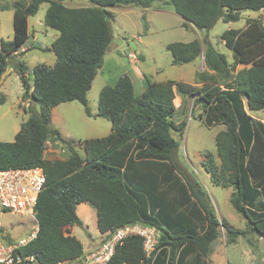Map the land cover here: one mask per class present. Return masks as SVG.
Returning a JSON list of instances; mask_svg holds the SVG:
<instances>
[{"label":"trees","instance_id":"obj_1","mask_svg":"<svg viewBox=\"0 0 264 264\" xmlns=\"http://www.w3.org/2000/svg\"><path fill=\"white\" fill-rule=\"evenodd\" d=\"M66 1L74 0L15 1L13 38L2 42L0 51V86L11 67L22 81V100L32 104L15 140L0 141V170L39 166L46 174L35 208L39 231L20 249L21 254L33 256L32 264H57L86 253L82 242L67 231L83 227L77 214L80 204L95 209L101 235L137 223L158 232L150 256L144 238L131 236L108 264H212L209 257L221 227L227 244L243 237L253 245L254 236L264 238V122L249 113L264 110V14L221 35L233 64L208 38L167 45L173 65L203 57L209 71L231 80L225 88L147 80L145 91L137 95L132 79L124 75L101 90L96 115L88 101L112 42L110 8L148 9L163 2L185 25L209 31L219 20L239 22L243 11L261 12L264 0H87V7H68ZM43 3H48L45 26L59 32L45 50L55 54L56 63L36 66L31 86L25 64L17 59L29 39V18ZM240 65L249 67L237 70ZM177 97L183 102L194 98L195 106L204 108L207 127L224 126L215 136L219 163L208 152L202 165L214 185L233 190L230 202L247 220L246 229H233L226 220L220 221L201 183L181 170L179 144L172 135L185 128V123L175 122ZM70 102H80L89 117L112 125L108 136L82 141L83 153L51 127L53 109ZM49 142L67 143L68 158L47 159Z\"/></svg>","mask_w":264,"mask_h":264},{"label":"rangeland","instance_id":"obj_2","mask_svg":"<svg viewBox=\"0 0 264 264\" xmlns=\"http://www.w3.org/2000/svg\"><path fill=\"white\" fill-rule=\"evenodd\" d=\"M15 1L30 2V0H0V51L2 42L13 38L14 10L12 4ZM64 3L68 7L90 5L87 0ZM47 9L48 3H43L38 13L29 18V39L22 48L24 51L18 53L20 57L17 60L25 64L31 86L33 84L32 73L36 66L41 64L53 66L56 63L55 54L45 51L51 48L59 36V32L48 29L44 24ZM110 12L112 42L103 64L105 72L103 74L98 72L88 94L89 108L93 115L98 113L100 92L106 84H114L117 79L129 73L124 72V67L118 63L109 62L117 45H122V47L118 48L119 52L114 56L116 60L124 66L133 65L136 71L146 74L153 82L167 80L191 82L194 80L199 83L198 87L208 83L225 88L231 80H224L209 71L202 58L185 65H173L172 54L166 48L167 45L175 42H190L194 39L203 41L208 38L211 44L227 57L229 63L233 64L232 52L226 48L221 35L229 29H241L245 27L248 19L264 14V10L259 13L243 11L239 22L225 23L219 20L209 31H201L185 25L184 20L174 12L173 7L163 2L153 3L147 11L140 7L121 5L110 8ZM131 41L139 46L141 56L134 52L130 46ZM130 53L136 54V61L130 60L128 57ZM244 67L249 66L240 65L237 70ZM24 92L18 72L9 67L0 86V96H2L0 100V141L2 142H13L21 125L29 117L28 111L32 104L30 101L22 100ZM60 105L57 118L51 123V127L58 130L63 139L72 142L74 148L80 153H83L82 141L106 137L111 133V122L100 117H89L80 102ZM175 105L179 108L175 122L185 123L183 133L172 132L179 144L177 158L181 170L191 181L196 180L201 183L210 196L220 221L226 220L233 229H246L247 220L231 205L230 197L233 190L214 185L202 165L204 156L208 152H211L219 163L215 136L224 129V126L220 124L207 127L203 122L204 108L201 105L195 106L194 98H186L183 102L177 97ZM249 113L264 122V110ZM66 146L67 143L63 142L47 143L46 158L50 160L67 159L69 151ZM86 206L85 209L80 206L77 209L83 221V227L74 226L67 230L83 243L85 250L90 248L93 240L96 241L101 236L97 227V213L91 206ZM1 223L3 233H6L12 240L23 238L34 229V222L30 218L10 212L2 214ZM209 259L212 264H264V238L254 236L253 245H250L243 237H239L235 243L227 244L226 230L221 227L220 235L214 243Z\"/></svg>","mask_w":264,"mask_h":264},{"label":"built area","instance_id":"obj_3","mask_svg":"<svg viewBox=\"0 0 264 264\" xmlns=\"http://www.w3.org/2000/svg\"><path fill=\"white\" fill-rule=\"evenodd\" d=\"M136 61L135 53L129 55ZM46 182V174L42 167L28 169L0 170V264H32L33 256L24 257L20 249L31 243L38 234L39 223L36 217V204ZM10 212L21 217L30 218L34 229L25 237L12 240L3 233L2 214ZM131 236L144 238L147 256H150L158 242L156 229L137 223L116 229L104 234L102 244L71 261L57 264H108L117 248Z\"/></svg>","mask_w":264,"mask_h":264},{"label":"crops","instance_id":"obj_4","mask_svg":"<svg viewBox=\"0 0 264 264\" xmlns=\"http://www.w3.org/2000/svg\"><path fill=\"white\" fill-rule=\"evenodd\" d=\"M149 9V8H148ZM148 9H143V10H148ZM135 43V42H134ZM135 45H136V47H137V51H134L136 54H138V55H142L141 54V51L139 50V46L135 43ZM111 46V45H110ZM119 47H122V45H117L116 46V50L114 51V52H112V56L110 57V60H109V62L110 63H118L119 65H121V66H123L124 68V72L126 71L128 74H129V77L132 79V82L134 83V87H135V92H136V94L137 95H141L144 91H145V89H146V86H147V83H146V81L147 80H150V78L146 75V74H144V73H142V72H140V71H136V69H135V67L133 66V65H130L129 67L126 65V66H124V65H122V64H120L117 60H116V58L114 57V56H116V54L119 52V50H118V48ZM21 51H24L23 49H20L19 50V52H21ZM130 54H132V53H130ZM129 54V55H130ZM129 57V56H128ZM202 59H203V57H201ZM204 60V59H203ZM105 63V62H104ZM8 70V69H7ZM11 70H12V68H11ZM99 72H102V74L105 72L104 70H103V66H102V68L99 70ZM127 74V75H128ZM5 75H6V73H5ZM5 75H4V77H5ZM98 75V74H97ZM3 77V78H4ZM97 77V76H96ZM96 79V78H95ZM118 80V79H117ZM3 81V80H2ZM151 81V80H150ZM176 81V80H175ZM117 82V81H116ZM115 82V83H116ZM153 82V81H152ZM182 82H184V81H182ZM114 83V84H115ZM184 83H188V84H191V85H198V83L197 82H195L194 80L193 81H191V82H184ZM2 84V83H1ZM114 84H111V85H114ZM107 85V84H106ZM180 98V97H179ZM61 105H59V106H57V107H55L54 109H53V111H52V121H51V123L57 118V115H58V113H59V107H60ZM256 118V117H255ZM258 119V118H257ZM86 205H88V204H80V205H78V207L80 206V208H83V209H85L87 206ZM78 207H77V209H78ZM78 214V213H77ZM79 216V215H78ZM101 235V234H100ZM103 240H104V235H101L100 237H99V239L98 240H93L92 241V244H91V246H90V248L89 249H86L85 251H91V250H94V249H96V248H98L101 244H102V242H103ZM83 244V243H82ZM85 249V248H84Z\"/></svg>","mask_w":264,"mask_h":264},{"label":"water","instance_id":"obj_5","mask_svg":"<svg viewBox=\"0 0 264 264\" xmlns=\"http://www.w3.org/2000/svg\"><path fill=\"white\" fill-rule=\"evenodd\" d=\"M108 27H109V33L110 35H112V23L111 22H108ZM130 46L132 47L134 51H137V47L133 41L130 42Z\"/></svg>","mask_w":264,"mask_h":264}]
</instances>
